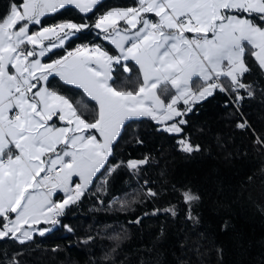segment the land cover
I'll use <instances>...</instances> for the list:
<instances>
[{
  "label": "snow or ice",
  "instance_id": "obj_1",
  "mask_svg": "<svg viewBox=\"0 0 264 264\" xmlns=\"http://www.w3.org/2000/svg\"><path fill=\"white\" fill-rule=\"evenodd\" d=\"M101 7L103 0L0 3V264H25L22 251L9 256L8 242L27 248L57 226L72 232L61 217L105 192L118 170L142 173L148 156L119 162L114 156L132 122L150 120L176 138L179 151L199 152L185 132L187 114L217 92L240 104L256 93L247 83L253 64L264 75V0H131L104 12ZM68 9L78 10L76 19L47 25L45 17ZM83 33H94L95 42L72 48ZM65 85L94 105L74 104ZM236 127L251 130L264 152V135L247 118ZM172 190L187 206L186 218L198 222L200 197L190 188ZM165 191L148 188L145 195L155 200ZM132 202L139 201L117 199L115 210ZM160 213L176 217L178 209L170 204L151 214ZM126 238V229L109 235L113 246L101 259L112 261ZM94 240L88 235L83 243ZM216 253L222 256V249Z\"/></svg>",
  "mask_w": 264,
  "mask_h": 264
},
{
  "label": "trees",
  "instance_id": "obj_2",
  "mask_svg": "<svg viewBox=\"0 0 264 264\" xmlns=\"http://www.w3.org/2000/svg\"><path fill=\"white\" fill-rule=\"evenodd\" d=\"M128 3L131 0H103L100 11ZM77 13L78 10L68 9L62 15L44 19L52 25L76 19ZM87 39L94 43V33H83L75 42ZM247 83L254 84L256 93L246 96L240 104L234 105L226 93L217 92L187 114L185 132L193 144L200 146L199 152L179 151L176 138L157 131L150 120L132 122L122 132L114 156L117 162L148 156L150 163L142 173L133 176L126 169L118 170L105 192L89 195L61 217L72 232L57 226L45 237H35L27 248L8 242L5 247L9 256L22 251L19 259L25 264H140L141 259L150 264H264V152L254 145L251 130L236 127L237 120L247 118L252 128L264 135V75L255 64ZM61 84L58 78L53 80L54 88ZM64 94L74 104L79 102L88 108L94 105L74 86L65 85ZM173 185L179 190L190 188L200 197L194 213L198 222L186 218L188 208L179 192L172 190ZM148 188L166 191L153 200L145 195ZM97 196L105 204L99 203ZM117 199L139 202L116 211ZM170 204L177 206L176 217L151 214ZM108 205L112 206L111 211L104 210ZM137 218L141 219L140 224L129 223ZM124 229L127 238L113 253V260L103 261L101 258L113 246L108 236ZM88 235L95 237L91 244L83 243ZM0 245L4 242L0 241ZM196 248L202 256L196 255ZM216 248L222 249V256L218 257Z\"/></svg>",
  "mask_w": 264,
  "mask_h": 264
},
{
  "label": "built area",
  "instance_id": "obj_3",
  "mask_svg": "<svg viewBox=\"0 0 264 264\" xmlns=\"http://www.w3.org/2000/svg\"><path fill=\"white\" fill-rule=\"evenodd\" d=\"M85 43H87V44H91L90 39H89V40L87 39V40H84V41H76V42L73 44L72 48H75L76 46H79V45H81V44H85ZM61 54H63V52H62Z\"/></svg>",
  "mask_w": 264,
  "mask_h": 264
},
{
  "label": "rangeland",
  "instance_id": "obj_4",
  "mask_svg": "<svg viewBox=\"0 0 264 264\" xmlns=\"http://www.w3.org/2000/svg\"><path fill=\"white\" fill-rule=\"evenodd\" d=\"M48 25V24H47ZM50 26V25H49ZM77 96H79V97H81V95H77Z\"/></svg>",
  "mask_w": 264,
  "mask_h": 264
},
{
  "label": "crops",
  "instance_id": "obj_5",
  "mask_svg": "<svg viewBox=\"0 0 264 264\" xmlns=\"http://www.w3.org/2000/svg\"><path fill=\"white\" fill-rule=\"evenodd\" d=\"M111 9V8H110ZM109 10V9H108ZM56 58V57H55Z\"/></svg>",
  "mask_w": 264,
  "mask_h": 264
}]
</instances>
